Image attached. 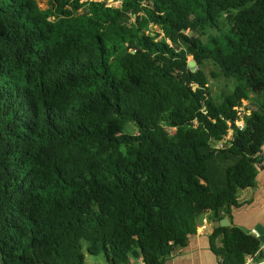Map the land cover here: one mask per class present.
<instances>
[{
    "label": "trees",
    "instance_id": "16d2710c",
    "mask_svg": "<svg viewBox=\"0 0 264 264\" xmlns=\"http://www.w3.org/2000/svg\"><path fill=\"white\" fill-rule=\"evenodd\" d=\"M52 1L0 0V264H163L254 185L264 0ZM210 237L220 264L260 244Z\"/></svg>",
    "mask_w": 264,
    "mask_h": 264
},
{
    "label": "crops",
    "instance_id": "0c3cea01",
    "mask_svg": "<svg viewBox=\"0 0 264 264\" xmlns=\"http://www.w3.org/2000/svg\"><path fill=\"white\" fill-rule=\"evenodd\" d=\"M236 195L240 205L231 210V220L226 217L232 224L248 233L256 227L264 232V144L256 164L254 185L239 189ZM202 217L208 220L207 227L205 229L197 227L196 233L190 237L186 245L177 248L163 264H220L216 253L220 246L219 239L210 237L214 230L210 224L214 219L207 213ZM259 241L261 242L260 239Z\"/></svg>",
    "mask_w": 264,
    "mask_h": 264
},
{
    "label": "rangeland",
    "instance_id": "374dc122",
    "mask_svg": "<svg viewBox=\"0 0 264 264\" xmlns=\"http://www.w3.org/2000/svg\"><path fill=\"white\" fill-rule=\"evenodd\" d=\"M83 1L84 2L87 1V5L89 7H93L95 3L99 1H105L106 5L108 6L119 7L122 2V0H83ZM37 2L39 6L43 9L54 7L52 0H37ZM65 9H68V7H66ZM50 18L52 20L59 21L62 19V16L58 14H53ZM151 30L156 31L155 27H151ZM189 59H191V57H189ZM201 68L207 75L209 79V87L215 95H218L222 92H231L234 86L236 85V80L233 79L232 77H224L221 74L218 75L217 77H213L212 72L219 73V71L217 67L209 60L204 61L203 65H201ZM251 107H252L251 102L248 101L243 102V108H251ZM243 108L240 109L242 110ZM85 264H108V263L105 261L102 255L92 256L85 252Z\"/></svg>",
    "mask_w": 264,
    "mask_h": 264
},
{
    "label": "built area",
    "instance_id": "2783aa9c",
    "mask_svg": "<svg viewBox=\"0 0 264 264\" xmlns=\"http://www.w3.org/2000/svg\"><path fill=\"white\" fill-rule=\"evenodd\" d=\"M207 223L208 220L201 216L198 227L200 229H205ZM243 264H264V242H260L258 248L254 252L245 255Z\"/></svg>",
    "mask_w": 264,
    "mask_h": 264
},
{
    "label": "water",
    "instance_id": "95a60500",
    "mask_svg": "<svg viewBox=\"0 0 264 264\" xmlns=\"http://www.w3.org/2000/svg\"><path fill=\"white\" fill-rule=\"evenodd\" d=\"M188 66L191 67L193 71L197 69L196 63L192 59L188 60ZM230 224L231 222L229 218L223 217L219 220H213L210 225L213 228H217L219 226H229ZM250 234H252L255 237H258L261 240V242H264V232L259 227H256L253 231L250 232Z\"/></svg>",
    "mask_w": 264,
    "mask_h": 264
}]
</instances>
